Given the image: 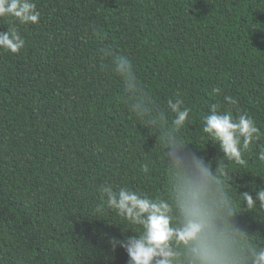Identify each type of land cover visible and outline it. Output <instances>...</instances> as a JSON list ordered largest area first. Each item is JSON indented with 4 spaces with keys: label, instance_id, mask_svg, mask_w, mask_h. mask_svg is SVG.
<instances>
[{
    "label": "trees",
    "instance_id": "obj_1",
    "mask_svg": "<svg viewBox=\"0 0 264 264\" xmlns=\"http://www.w3.org/2000/svg\"><path fill=\"white\" fill-rule=\"evenodd\" d=\"M33 2L39 21L15 22L25 46L0 49V264H129L111 241L140 229L107 208L100 186L171 194L164 128L129 110L102 48L131 59L170 129L167 101L183 99L190 112L177 135L213 168L222 153L202 131L209 105L254 120L245 163L218 162L230 172L235 220L264 243V206L240 196L264 187V0ZM12 23L0 18V31Z\"/></svg>",
    "mask_w": 264,
    "mask_h": 264
},
{
    "label": "clouds",
    "instance_id": "obj_2",
    "mask_svg": "<svg viewBox=\"0 0 264 264\" xmlns=\"http://www.w3.org/2000/svg\"><path fill=\"white\" fill-rule=\"evenodd\" d=\"M40 13L33 0H0V18L13 23L0 31V49L13 54L24 46L19 25L36 24ZM102 56H111V69L122 80L124 99L129 110L151 129L164 128L161 142L166 146L168 171L172 178V191L167 199L152 198L127 187L114 190L101 185L104 204L129 224L136 225L138 234L124 239H113V246L123 248L129 264H264V243L253 244L251 236L235 220V210L228 192L230 172L223 163L226 158L243 165L242 154L259 138V129L247 114L234 117L221 111L217 103L209 105L203 117V133L219 146L222 157L215 168L211 161L188 150L189 143L177 135L189 117L190 109L183 99L167 101L174 114L173 127H168L165 112L147 96L127 55L112 56L111 50L102 48ZM221 89L214 87L217 96ZM228 105H236L231 95H224ZM258 158L264 161V151ZM145 171L147 167L145 166ZM247 207L257 203L264 206V187L255 192L240 194Z\"/></svg>",
    "mask_w": 264,
    "mask_h": 264
}]
</instances>
